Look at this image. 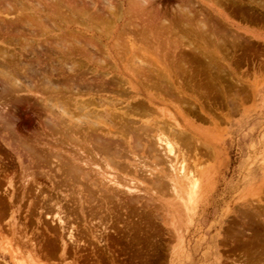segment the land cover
Masks as SVG:
<instances>
[{
    "label": "rangeland",
    "instance_id": "1",
    "mask_svg": "<svg viewBox=\"0 0 264 264\" xmlns=\"http://www.w3.org/2000/svg\"><path fill=\"white\" fill-rule=\"evenodd\" d=\"M57 1L42 0L44 6L40 8L27 1L22 10L25 15H32L35 20L34 28L37 33L35 45L40 42L39 44L46 48L47 55L44 62L47 64L40 70L50 73V64L55 63L58 66L59 58L67 60L69 65L72 61L75 63L77 61L75 84L72 86L66 78L70 73L64 67L62 71L54 74V76H62L61 84L68 85L64 90L59 91L60 93L51 91L55 93L53 94L42 91L41 88L40 90L23 88L20 93L17 91V94L15 92L7 96L0 87V115L3 117L4 114L6 117L3 120L14 137L10 139L7 137L8 130L3 125L5 122L2 121L0 123V264H16L10 254V249L15 247L19 250L22 247L21 251L24 250L23 254L19 251L20 257H23L21 259L24 261L23 264H31L34 261V263L38 262L37 264H262L264 262V215H262L264 214V0ZM143 1L146 3L145 6H142ZM56 3L59 5L62 3L63 6H60L64 11L60 7L61 12L65 13L69 10L71 13L64 15L59 11L58 14L59 5L53 7ZM89 4L92 6L90 7ZM98 8L101 11H98ZM83 9L87 12L86 15ZM77 10L82 13H78ZM187 10L194 13L190 12L193 16L191 27L188 29L190 34L186 32L192 40L186 38L188 36L184 40L193 41L194 45L199 47L203 45L202 47L210 53L215 51L210 57L219 64L220 68L222 67L221 80L208 85L209 76L204 69H201L202 78L196 77L193 81L196 83L194 87H191L187 81H185L186 85L181 87L182 95L185 94L183 99H186L183 103L176 99L179 98L178 92H174V97L177 96L174 98L173 95L166 94L168 95L166 96L164 92L161 93L153 86L148 88L143 86L141 89L138 85L135 88L125 84L126 80H134V83L138 84L139 81L131 74V70L138 71L135 70L138 69L135 65L139 60L152 62L154 65L155 59L172 62L171 55L165 56L167 48L164 47L167 45L164 46L163 42L160 44L158 39H149L147 43L139 39L138 43H142V48H146L142 49L140 46L142 52L133 48L131 50L129 35L132 33H128L132 32L131 28H136L138 23L141 29L146 24L149 25L148 28L154 26L157 33L167 27L173 18L175 20L179 17L178 26L182 29L186 24L183 22L185 17L182 13ZM93 11L97 13L94 14ZM138 12L143 16L141 14L140 18H138L139 14H136L138 17L134 16ZM144 13H155V15L150 16L149 19ZM66 14L69 16L68 19L65 18ZM97 16H101L99 17L101 21ZM180 17H184L183 21ZM2 18L6 19L4 15H0V20ZM107 18H112V21L110 19L108 21ZM141 18L146 23L139 22L142 21ZM203 20L208 27L215 28L213 29L215 38L208 39V36L204 39L199 35L201 30L199 24ZM98 21L100 22L97 23ZM162 26L163 28H160ZM158 27L159 29H156ZM22 29L23 37L30 36L28 28L22 27ZM74 32L77 35H74ZM179 32L178 35H174V39L181 35L182 31ZM216 32H219L218 35ZM173 38L171 36L173 50L175 46L172 45V41L173 44L179 42L177 45L182 46L181 50L179 47L176 49L177 63L190 62L189 55H182L190 42L184 41L186 44L181 42L182 40L179 39L181 37L174 42ZM127 42L129 43L126 44ZM0 45V48L14 50L2 43L1 39ZM19 45H22V42ZM56 45L62 46L64 51H52ZM71 46H76L79 51L65 53ZM158 46L161 47L158 49ZM162 46H164L163 50ZM171 46L169 45V50L173 51ZM91 54H94V58ZM26 57L29 55L25 54L24 58ZM166 57L170 60L168 61ZM195 68L198 69L197 66ZM152 79L155 80V76H152ZM126 87L127 92L124 89ZM202 89L210 94L206 96L202 92L199 93L203 91ZM48 99L50 104L47 102ZM141 102L145 104L146 109L140 106L138 112L134 113L133 117L138 122L151 126L156 123L155 121L165 119L173 124L175 121L171 116L174 114L175 118H178L177 121L184 125L186 132L194 137L192 139L194 141L191 140V148L181 147L183 151L189 150L187 159L186 157L183 159L180 146H177L176 153L171 155L165 154L164 151L161 153L159 149L160 155L164 154L161 155L163 157L160 161L156 158H146L145 154H139V146L137 147L132 139L133 151L130 156L137 159L140 157L138 160L144 169L139 175L127 173L126 170L112 163L109 165L105 159L98 156L96 161L98 166L92 165L93 173L96 179L98 178L96 182L88 180L93 176H86V179L89 177L88 181L85 179L86 183H81L80 186L69 187L59 183L58 187L60 184L62 186L57 189L54 180H60L58 175H61V171L56 170L57 177L53 169L56 164H60V161L53 156L48 157L49 164L46 167L39 169L41 174L47 173L48 176L37 172V175L35 173L28 177L29 179L26 178L23 161L17 155L14 141L34 144L36 138L54 141L60 138V134L62 137L59 126L54 127L55 122L52 123L49 113L44 112L47 104L53 106L48 110L55 111L52 115L58 121L74 127L79 123L76 118L82 112H92L91 114H98L99 119L104 121L102 124L104 132L114 133L121 126L118 115L128 110L127 106L136 108ZM84 105L85 107L81 109ZM63 108L68 109L69 114L63 113ZM164 108H168L166 113ZM181 110L182 113L179 112ZM167 111H171L172 115ZM87 119L96 118L90 115ZM175 125L174 123L173 126ZM54 132H58L57 136ZM68 137L71 139L67 142L69 145L65 143L59 151L71 155L75 152L72 148L76 149L78 143L73 142L76 139L75 132ZM157 146L159 148L158 144ZM169 158L173 164H169L167 161ZM168 164L174 167L171 169ZM183 166H185L183 171L189 173L185 176L181 172ZM190 174H192L191 178L188 176ZM48 177L55 178L49 180ZM118 177L126 181L124 186L116 183ZM102 183L105 185L103 186ZM118 186L123 191L120 189L121 192L118 191V194L107 192L109 188ZM103 194L107 195L106 198ZM256 212L261 214L258 216ZM59 217H63V223H60ZM16 220L19 222L17 223ZM16 223L19 232L15 231ZM70 233H74V239L70 238ZM21 234L29 236L32 239L30 242L33 241L36 249H32L33 246L30 247L32 243L29 242L23 247L25 245L18 242ZM2 246L9 249V252L3 251ZM31 249L36 250L34 251L36 253ZM32 257L33 261L30 259Z\"/></svg>",
    "mask_w": 264,
    "mask_h": 264
},
{
    "label": "bare ground",
    "instance_id": "2",
    "mask_svg": "<svg viewBox=\"0 0 264 264\" xmlns=\"http://www.w3.org/2000/svg\"><path fill=\"white\" fill-rule=\"evenodd\" d=\"M27 1H30L31 3H33L34 5H36L38 8L40 7H43V2L42 0H0V15H4L6 17L5 18H2L0 20V39H1V42L4 43L5 45H7L9 48H13L14 50L12 51H9L7 49H4V48H0V87L2 88L3 92H6L5 94H7V96H10L12 94H14L16 92L17 94V91L21 92V90H24L23 88H26V89H29V90H35V89H39L41 88L42 91H55V92H59V91H62L64 90V88H66V86L68 87V85L66 84H61L60 83V77L62 76H54L55 73H59L60 71H62L64 69V67L67 68L68 72L70 73V75L68 77H66L70 84L73 86L75 84V80H76V72H77V69H76V63L72 61V65L68 64L67 60H63L61 58H59V65L57 66V64L55 63H51L50 64V73H47V71H41L40 69L43 68L44 66H46V62H44V59L46 58V48H44L42 46V44H37V46L35 45L36 44V30L34 28V23H35V20L34 18L32 17V15H25L23 13V10H22V7L24 5V3H26ZM46 1V0H45ZM54 2H56L57 0H53ZM61 1V0H60ZM106 1V0H105ZM131 1V0H130ZM133 1V0H132ZM136 1V0H135ZM138 2H141L140 0H137ZM58 2V1H57ZM65 2V1H64ZM88 2V1H87ZM107 2V1H106ZM144 2V1H143ZM53 3V2H52ZM59 3V2H58ZM93 4V2H91ZM109 3V2H108ZM134 3V2H133ZM132 3V4H133ZM136 3V2H135ZM27 4V3H26ZM47 4V3H46ZM51 4V3H50ZM62 4V3H61ZM60 4V5H61ZM139 4V3H138ZM141 4V3H140ZM143 4V3H142ZM141 4V5H142ZM145 2H144V5L142 6H145ZM53 5V4H52ZM56 6H53V7H57V5L59 4H54ZM58 6L57 9L59 8L58 11V14H59V11L61 12V10L63 9L61 6ZM88 5V4H87ZM99 5V4H98ZM151 5V3H150ZM64 6H67V5H64ZM90 6V4H89ZM92 6V5H91ZM90 6V7H91ZM112 6V5H111ZM134 6H136L134 4ZM153 6V5H152ZM151 6V7H152ZM60 7H61V10H60ZM69 7V6H68ZM109 7V6H108ZM141 8V6H139ZM138 7V8H139ZM150 7V8H151ZM156 7V6H155ZM29 8V7H28ZM52 8V7H51ZM78 8V7H77ZM97 8V7H96ZM133 8V7H131ZM139 8V10H140ZM149 8V6H148ZM157 8V7H156ZM54 10H56L55 8H52ZM51 9V11H52ZM67 9V8H66ZM73 9V8H72ZM75 9V8H74ZM91 9V8H89ZM108 9V8H107ZM105 9V11L107 10ZM113 9V7H112ZM116 9V7L114 8ZM175 9V8H174ZM53 10V11H54ZM85 9H83V12ZM98 11H101L99 10V8L97 9ZM95 9V11H97ZM111 10V9H110ZM137 10V9H136ZM180 10V9H179ZM190 10V9H189ZM56 11V12H57ZM64 11V9H63ZM62 11V12H63ZM66 11V10H65ZM95 11H93L92 13H94ZM116 11V10H115ZM144 11V10H143ZM142 11V12H143ZM154 11V10H153ZM62 12L60 14H62ZM78 12V10H77ZM76 12V13H77ZM91 12V11H90ZM113 12V10H112ZM137 12V11H136ZM188 14H187V13ZM184 13H182L185 17H182L184 19L181 18V20L183 22H186L185 24V28H179L181 26H178V21H179V17L175 20H177V22H174V18H173V21L169 23V25L167 24V27L163 28L160 27V28H163V30L161 31H155V27L154 26H151L148 28V26L143 25L144 27H140L141 29H139V24L137 23L136 25V28H131L132 29V32H128V33H132L129 35V40L131 42V45L129 47H131V50L135 49V51L137 50H141L140 49V46L141 44L138 43V40L141 39L144 43V41H149V39H158V42L161 44L164 45H167L166 47L162 46V50H163V47L164 48H167V51H166V55L165 56H172V59H171V63H167L165 61H160V60H157L155 59V65L152 63V62H145V60H139L138 61V64L135 65L138 69L135 68V70H138L137 72L133 70H131V74L137 78V81L138 84L135 82L134 83V80L133 81H125V84H130L131 86L137 88V85L143 88H148L149 86H153L155 89H159L161 93H165L168 94V95H173L172 97H174V92H178L177 95H179V98H176L180 101H182V103L186 100V99H183V95L185 96V94L182 95L183 93V89L181 88L182 86H185L186 85V82H189L188 84L191 86V87H194V85L196 84L195 81L196 80V77L197 78H202L201 77V69H204L207 73V75L209 76V80L207 81V84L208 85H211L213 83H216V82H219L221 79L220 77V74L223 72L221 70V68L219 67V64L213 60L210 55L215 52H211L208 51L206 48H203L201 45L200 48L198 45H194L195 43L190 42L192 39H189L190 37L186 34V32H188L191 27V21L193 19V16L191 11H186ZM192 14H191V13ZM65 13H71L69 12H65ZM65 13L63 12V14L65 15ZM78 13H82L81 12H78ZM77 13V14H78ZM87 12H85V15H86ZM89 14L90 15H92ZM97 12H95L94 14H96ZM99 13V12H98ZM103 13V12H102ZM105 13V12H104ZM103 13V14H104ZM146 13V12H145ZM144 15L146 16V18L148 17L150 19V16H153L155 15V13H151V14H145ZM179 13V12H178ZM186 13V15H184ZM84 14V13H83ZM101 14V13H99ZM102 14V15H103ZM136 14H139L138 16ZM141 13H135L134 16L140 18V15ZM153 14V15H152ZM158 14V13H157ZM176 14V13H175ZM39 15V14H38ZM48 15V14H47ZM66 14V17L65 18H69ZM121 15V14H119ZM133 15V14H132ZM165 15V14H164ZM178 15V14H177ZM71 16V15H70ZM94 16V15H93ZM104 16V15H103ZM107 16V15H106ZM143 16V15H142ZM141 16V17H142ZM166 16V15H165ZM43 17V16H41ZM62 17V16H61ZM59 16V18H61ZM74 17V16H73ZM91 17V16H90ZM95 17V16H94ZM98 17V16H97ZM101 17V16H99ZM97 18L100 20V18ZM105 17V16H104ZM108 17V16H107ZM120 17V16H119ZM200 17V16H199ZM48 18V16H47ZM67 18V19H68ZM71 18V17H70ZM76 18V17H74ZM96 18V17H95ZM118 18V17H117ZM131 18V17H130ZM133 18V16H132ZM131 18V19H132ZM137 18V19H138ZM145 18V20H147ZM169 18V17H167ZM64 19V18H63ZM94 18H92L93 20ZM96 19V21H97ZM108 21L109 19L112 21V18H107ZM120 19V18H119ZM136 19V18H135ZM134 19V20H135ZM142 19V18H141ZM148 19V20H149ZM65 20V19H64ZM70 20V19H69ZM72 20V19H71ZM74 20V19H73ZM79 20V19H78ZM95 20V19H94ZM106 20V18L104 19ZM180 20V21H181ZM186 20V21H185ZM198 20V19H197ZM101 21V20H100ZM100 21H98L97 23H99ZM107 21V22H108ZM136 21V20H135ZM144 20L142 19V21L139 20V22H143ZM200 21V20H199ZM204 21V20H203ZM200 22L199 25H201V30H200V34L202 36V38L206 39L208 36L209 38L208 39H212L214 37V30L215 28L211 29L210 27H208V25L205 23L204 21V24ZM72 22V21H71ZM74 22V21H73ZM95 22V21H94ZM129 22V21H128ZM128 22H126V27L128 26ZM145 22V21H144ZM150 22V21H149ZM147 22V23H149ZM85 23V22H84ZM111 23V22H110ZM146 23V22H145ZM182 23V22H180ZM45 24V23H44ZM57 24V23H56ZM96 24V23H95ZM94 24V25H95ZM101 24V23H100ZM109 24V22H108ZM130 24V23H129ZM134 24V23H133ZM136 24V23H135ZM164 23H162L163 25ZM166 24V23H165ZM99 25V24H98ZM97 27H100L98 26ZM151 25V24H150ZM112 26V25H110ZM109 26V27H110ZM22 27H26L28 28L30 31L28 32V34L30 36L26 37V36H22V33H23V29ZM88 27V26H87ZM129 27V26H128ZM127 27V28H128ZM57 28V27H56ZM90 28V27H89ZM96 28V27H95ZM144 28V29H143ZM125 29V28H124ZM123 29V30H124ZM130 29V30H131ZM156 29H159L156 28ZM193 29V28H191ZM196 29V28H195ZM93 30V29H92ZM217 30V29H216ZM73 31V30H71ZM94 31V30H93ZM179 31H182L183 33H185V35L181 32V35L178 36V37H181L179 38L180 40H182L181 42H184V41H188L190 42V44L188 43V46L186 45L187 48L189 49H185V53H182V55H186V56H190V62L188 61H181L179 63H177L178 61H176V49L179 47V44L177 45V43L179 42H175V40L178 38V37H175V39L173 38L174 35H178V33H180ZM195 31V30H194ZM218 31V30H217ZM43 32V31H42ZM102 32V31H101ZM198 32V31H197ZM25 33V32H24ZM125 33V32H123ZM127 33V31H126ZM127 33V35H128ZM189 33V32H188ZM219 32H216V34L218 35ZM73 34V33H72ZM190 34V33H189ZM192 34V33H191ZM198 34V33H197ZM74 35H77L76 32H74ZM121 35V34H120ZM67 36V35H66ZM73 36V35H72ZM124 36V34H123ZM171 36L172 38L174 39V44H173V41H172V45L175 46V50L172 49V46H171ZM188 36V37H186ZM193 36V35H192ZM191 36V37H192ZM57 37V36H56ZM62 37V36H61ZM68 37V36H67ZM70 37V36H69ZM186 38V40H184ZM72 38V37H71ZM215 38V37H214ZM67 39V38H66ZM73 39V38H72ZM78 39V38H77ZM127 39V38H125ZM193 39H196L193 37ZM203 39V40H204ZM68 40V39H67ZM76 40V39H75ZM93 40V39H91ZM90 40V41H91ZM98 40V39H97ZM127 40V41H129ZM219 40V38H218ZM39 41V40H38ZM43 41V40H42ZM41 41V42H42ZM80 41V40H79ZM79 41H77L79 43V45L83 46ZM140 41V40H139ZM178 41V39H177ZM195 41V40H194ZM212 41V40H211ZM210 41V42H211ZM220 41V40H219ZM218 41V42H219ZM20 42H22V45H19ZM47 42V41H46ZM62 42V41H61ZM76 42V41H75ZM85 42H88V41H85ZM92 42V41H91ZM94 42V41H93ZM92 42V43H93ZM151 42V41H150ZM153 42V41H152ZM198 41H196L197 43ZM206 42V41H204ZM208 42V40H207ZM50 43V42H49ZM70 43V41H69ZM77 43V44H78ZM91 43V44H92ZM129 42H127L126 44H128ZM147 43V42H146ZM149 43V42H148ZM154 43V42H153ZM185 43V42H184ZM183 43V44H184ZM45 44V43H44ZM84 44V42H83ZM87 44V43H86ZM85 44V45H86ZM97 44V43H96ZM118 44V43H117ZM123 45V43H121ZM159 44V45H160ZM186 44V43H185ZM184 44V45H185ZM208 44V43H206ZM213 44V42L211 43ZM218 44V43H217ZM49 45V44H48ZM47 45V46H48ZM66 45V44H65ZM64 45V47H65ZM149 45H152L151 43H149ZM148 45V46H149ZM169 45L171 46V49L173 51H170L169 50ZM181 45V44H180ZM1 46V45H0ZM50 46V45H49ZM67 46V45H66ZM91 46V45H90ZM95 46V45H94ZM127 46V45H126ZM173 46V47H174ZM198 46V47H197ZM19 47V49L17 50V48ZM62 46L58 47V45H56L52 51H64L62 48ZM80 47V46H78ZM82 47V48H83ZM87 47V46H86ZM161 46H158V49L160 48ZM182 47V46H180ZM179 47V50H181ZM213 47V45H212ZM216 48H219L217 46H215ZM214 47V48H215ZM81 48V49H82ZM97 48V47H96ZM133 48V49H132ZM142 48V46H141ZM146 48V47H144ZM142 48V49H144ZM184 48V47H183ZM215 48V49H216ZM50 49V47H49ZM66 49V48H65ZM85 49V48H83ZM82 49V50H83ZM100 49V48H99ZM127 49V47H126ZM137 49V50H136ZM67 52L65 53H73L75 51H79L77 49L76 46H71L70 48L66 49ZM88 50V49H87ZM161 50V51H162ZM217 50V49H216ZM51 51V49H50ZM85 51V50H84ZM130 52V50H128ZM147 51V50H145ZM170 51V52H169ZM9 52V53H8ZM13 52V53H12ZM142 52V50L140 51ZM54 53V52H53ZM83 53V52H82ZM88 53V52H87ZM90 53V52H89ZM122 53V52H121ZM139 53V52H138ZM219 53V52H217ZM25 54H28L29 57H26L24 58V55ZM80 54V53H78ZM85 54H86V51H85ZM216 54V53H215ZM214 54V56H215ZM65 55V54H64ZM84 55V54H83ZM92 55V54H91ZM90 55V56H91ZM94 55V54H93ZM92 55V56H93ZM146 55V53L144 54ZM180 55V54H179ZM218 55V54H217ZM87 56V55H86ZM88 56V57H90ZM91 56V58H92ZM136 56V55H135ZM66 57H67V54H66ZM79 57V56H78ZM130 57V56H129ZM151 57V56H150ZM94 58V56H93ZM152 58V57H151ZM168 58V61L170 60L169 57H166ZM187 58V57H186ZM215 58V57H214ZM217 58V57H216ZM24 59H26L24 61ZM74 59V58H73ZM80 59V57H79ZM97 60V59H96ZM104 60V59H103ZM138 60V59H136ZM135 60V61H136ZM70 61V60H69ZM79 61V60H78ZM94 61V60H93ZM134 61V62H135ZM80 64V63H79ZM85 64V63H84ZM69 65V66H68ZM81 65V64H80ZM79 65V66H80ZM116 66V65H115ZM197 66L198 69H196L195 67ZM91 68V67H89ZM96 68V67H95ZM94 68V69H95ZM116 68V67H115ZM87 70V68H86ZM99 70V69H98ZM90 72L92 70H89ZM65 73V72H64ZM108 74V73H107ZM181 76H180V75ZM66 75V74H65ZM103 75V74H102ZM149 76V77H148ZM152 76H155V80L152 79ZM97 77V76H96ZM150 78V79H148ZM36 79V80H35ZM94 80V78H93ZM57 81V82H56ZM91 81V80H90ZM120 81V80H118ZM80 82V81H79ZM94 82V81H92ZM121 82V81H120ZM90 84V83H89ZM106 84V83H105ZM140 84V85H139ZM119 85V84H118ZM199 85H202V84H199ZM89 86V85H88ZM91 86V85H90ZM103 86V85H102ZM105 86V85H104ZM39 87V88H38ZM70 87V86H69ZM128 87V86H127ZM126 87V88H127ZM198 87V86H197ZM202 87V86H201ZM71 88V87H70ZM90 88V87H89ZM125 89V91L127 92L128 88ZM196 88V86H195ZM218 88H220L218 86ZM68 89V88H67ZM142 89V88H141ZM76 90V89H75ZM135 90V89H134ZM152 90V89H151ZM201 90V89H200ZM203 90V89H202ZM222 90V89H221ZM27 91V90H26ZM158 92V90H156ZM19 92V93H20ZM24 92V91H23ZM51 92V93H53ZM136 92V91H135ZM155 92V90H154ZM202 92L203 94H205L206 96H208L210 94V92H207L206 90L204 91H199V93ZM30 93V92H29ZM32 93V92H31ZM60 93V92H59ZM57 93V94H59ZM138 93V92H137ZM156 93V92H155ZM209 93V94H208ZM55 94V93H53ZM121 94V93H120ZM215 94V93H214ZM20 95V94H19ZM136 95V94H135ZM156 95V94H155ZM159 95V94H158ZM163 95V96H165ZM166 95V96H168ZM212 96V95H211ZM20 97V96H19ZM54 97V96H53ZM96 97V96H95ZM171 97V96H170ZM177 97V96H175ZM174 97V98H175ZM213 97V96H212ZM166 98V97H164ZM173 98V99H174ZM187 98V97H186ZM1 99V98H0ZM58 99V98H57ZM91 99V98H90ZM167 99V98H166ZM3 100V99H2ZM49 101H47L48 103L50 102V99H48ZM69 100V99H68ZM92 100V99H91ZM106 100V99H105ZM90 101V100H89ZM93 101V100H92ZM102 101V100H101ZM150 101V100H149ZM189 101V100H188ZM32 102V101H31ZM46 102V100H45ZM46 102V103H47ZM97 102V101H96ZM110 102V101H108ZM107 102V103H108ZM8 103V102H7ZM51 103V102H50ZM49 103V104H50ZM80 103V102H79ZM92 103V102H91ZM181 103V102H180ZM181 103V104H182ZM187 104V102H185ZM5 104V103H4ZM49 104H45L46 107H47V111L45 110L44 112L46 113H49V116L51 118H49V116L47 115V117L49 119H52L51 122H55L53 124L54 127H57V125L59 126V129H61L62 131V137H61V134H60V138L62 139H54L52 137V139H54V141H51V140H47V139H42L41 140H37L36 138V141L34 144H29V143H26V142H21V141H14V147L17 151V155L18 157L23 161V168H24V172H25V175H26V178L29 179L28 177H30L31 175L35 174L36 175L38 174L37 172H39V174H41V169L42 167H46L48 164H49V160H48V157H57L58 161H60V164L57 165L56 164V167L55 169H53V171H55V175L57 176L58 173L56 174V170H60L61 171V175H58L60 177V180L58 181H55L54 180V185L57 184V189L62 186L59 185L58 187V184L59 183H62L67 186H80L81 183H86L85 179H86V176H93L92 179L90 177V179H88L89 177H87V179L90 181V180H95V182L98 180V178L96 179V176L94 175V171H93V167L92 165L96 164V161L98 160V156L105 159L106 163L109 164V163H112L113 165H116V166H119L121 168H123L124 170L127 171V173H131L133 174L134 176L135 175H139V172L144 170L142 169V166H140V163L139 162V158L138 159L136 157H131L130 156V153L133 151V142H135L134 144H136V146L139 150V154L141 155H144L146 156V158H156L157 161H160L162 160V157L161 155H164V154H161L160 155V151L159 149L161 150V153L164 151L165 154L168 155V153H170V155L172 153H176V150H177V146H180L179 147V150L181 152H183V159H187V154L189 150H184L181 149L184 148V149H188V148H191V140L194 138L192 135H190L189 133L186 132L185 130V127L184 125H182L181 123H179L177 120L178 118H175V115L171 113V111H167V112H170L169 114H171V119H173L175 122V126H173V124H170V122L168 121H165V119L161 120V121H155L156 123H154L153 125H147L145 123H141V122H138L137 119H134V113L138 112V109H140L141 107H145L146 109V106L144 103H139L138 104V107L133 108L131 107V105L127 106V109L128 110H125V112L121 115H118L120 116L119 118V121H121V126L118 127L116 124V126L118 127V129H116V133L114 132H111V131H108V132H104V129H102V124H104V121L101 119H99V116L98 114L94 113L95 115L91 114L90 112H82L81 109H83L85 107L82 106L81 109V112H79L81 115L78 116V124H73L75 125L74 127L73 126H70L68 124L63 123L62 121H58L56 120L53 115H52V112H55L52 110V112H50L49 109ZM55 104V103H54ZM63 104V103H62ZM169 104V103H168ZM44 105V104H43ZM71 105V104H70ZM98 105V104H97ZM173 105V104H172ZM188 105V104H187ZM193 105V104H192ZM190 105V106H192ZM42 106V105H41ZM52 106V105H51ZM141 106V107H140ZM53 107V106H52ZM52 107H50V109H52ZM63 107V105H62ZM80 106H78L79 108ZM126 107V106H125ZM129 107V108H128ZM162 107V106H161ZM184 107V106H183ZM194 108V106H192ZM61 108V107H60ZM152 108V106H151ZM163 108V107H162ZM168 109V108H167ZM165 110V113H166V110ZM78 110V111H79ZM131 110V112L129 111ZM155 110V109H154ZM179 110V109H178ZM84 111V110H83ZM129 111V112H128ZM163 111V109H162ZM191 111V110H190ZM1 112V111H0ZM62 112L63 113H66V114H69L68 112V109H65L63 108L62 109ZM133 112V113H132ZM145 112V111H144ZM180 113H182L183 111H179ZM3 113V112H2ZM74 113V112H73ZM72 113V115H73ZM78 113V112H77ZM147 113V112H145ZM94 116L96 119H92V120H89L87 118H89L90 115ZM101 114V113H100ZM104 114V113H103ZM144 114V113H143ZM46 115V114H45ZM113 115V114H112ZM142 115V113H141ZM115 117V115H113ZM112 116V117H113ZM170 116V115H169ZM0 117H2V115H0ZM9 117V116H8ZM136 117V116H135ZM116 118V117H115ZM3 119H6V117L4 116L3 114V117L0 119V123L2 121H4ZM64 119V118H63ZM114 119V118H113ZM170 119V120H171ZM62 120V119H60ZM64 121V120H63ZM140 121V120H139ZM5 122V121H4ZM3 122V123H4ZM7 122H8V119H7ZM148 122V121H147ZM106 123V121H105ZM7 129V126L6 125V122L5 124H3ZM46 125H48V123H46ZM47 127V126H46ZM45 127V128H46ZM10 128V127H9ZM120 128V129H119ZM49 129H52L49 127ZM48 129V130H49ZM114 130V129H112ZM46 132V131H45ZM73 132H75L76 134V139L73 140V142L76 141V149L75 148H72L73 146H71L72 150H74V154H66V153H61V151H59V148H63L65 143L68 142V140L70 141L71 139L68 137L70 136V134H72ZM56 133V134H54ZM53 134L57 136V133L58 132H54ZM2 134V133H1ZM50 135V134H48ZM5 136V135H4ZM51 136V135H50ZM7 137L10 139V138H14L13 135L11 134V132L8 130L7 131ZM20 137V136H19ZM72 137V136H71ZM125 137V138H124ZM46 138V137H45ZM126 139V140H125ZM132 139H133V142H132ZM178 141H177V140ZM18 140V139H17ZM61 140V141H60ZM194 141V140H192ZM13 143V142H12ZM69 145V143H67ZM66 144V145H67ZM157 144L159 145V148L157 146ZM77 145H78V148H77ZM128 145V146H127ZM134 146V147H136ZM58 148V149H57ZM136 150V149H135ZM196 150V149H195ZM179 151V152H180ZM138 154V153H137ZM181 154V153H180ZM208 154V153H207ZM140 155V156H141ZM176 155V154H175ZM144 156V157H145ZM143 157V156H142ZM141 157V159H142ZM166 157V155H165ZM100 158V159H101ZM190 159V158H188ZM52 160V159H51ZM128 160V162H127ZM164 160V159H163ZM56 161V162H58ZM101 161V160H100ZM141 161V160H140ZM144 161V160H143ZM169 161V164H173L172 161L170 160H167ZM184 161V160H183ZM102 162V161H101ZM131 164H130V163ZM163 162V161H162ZM105 163V162H104ZM146 163V162H145ZM144 164V163H142ZM168 164V165H169ZM98 166V164H96ZM110 165V164H109ZM167 165V166H168ZM51 166V165H50ZM107 166V165H106ZM170 168L172 169V167H174L173 165H169ZM185 166L182 167V175L185 176L189 173H185L183 170ZM50 168V167H49ZM98 168V167H97ZM144 168V167H143ZM146 168V167H145ZM101 169V168H100ZM174 170V169H173ZM44 171V170H43ZM42 171V172H43ZM144 172V171H143ZM184 172V173H183ZM52 173V172H51ZM194 173V172H193ZM141 174V173H140ZM167 174V173H166ZM35 175V176H36ZM41 175H47V173H42ZM108 175V174H107ZM158 175V174H157ZM48 176V175H47ZM53 176V175H51ZM57 176V177H58ZM116 176V175H115ZM149 176V175H148ZM164 176V175H163ZM169 176V175H168ZM190 176L189 178H191L192 174L188 175ZM125 177V176H124ZM155 177V176H154ZM24 178V177H22ZM49 180L52 178L48 177ZM55 178V177H54ZM52 178V179H54ZM116 178V177H115ZM115 178L113 179L115 181ZM118 181H116V183H118L119 185H123L124 186V182H126L123 178L121 177H118ZM176 178V177H175ZM185 178V177H184ZM188 178V177H187ZM86 179V180H87ZM117 179V178H116ZM87 180V181H88ZM103 180V179H102ZM26 181V180H24ZM30 181V180H28ZM27 182V181H26ZM99 182V181H98ZM91 183V182H90ZM101 183V182H100ZM165 183V182H164ZM25 184V183H24ZM173 184V182H172ZM95 185V184H94ZM102 185L104 186L105 184L102 183ZM56 186V185H55ZM101 186V185H100ZM110 186V185H109ZM163 186V185H162ZM77 187V186H76ZM126 187V186H125ZM56 188V187H55ZM75 188V187H74ZM189 188V187H188ZM54 189V188H53ZM101 189V187L99 188ZM121 189V188H120ZM119 189V186L118 187H114V188H109L107 190V192H111V193H117L118 191L121 192V190L123 191V189L120 190ZM176 189V188H175ZM103 190V189H102ZM173 190V189H172ZM101 191V190H100ZM126 191V190H125ZM118 192V193H119ZM175 192V191H174ZM117 193V194H118ZM78 194V193H77ZM114 194V195H115ZM122 194V193H121ZM126 194V193H125ZM62 195V194H61ZM104 195V194H103ZM105 198L107 195H104ZM121 197V196H119ZM127 197V196H126ZM123 198V197H122ZM53 201V200H52ZM55 201V200H54ZM48 202V201H46ZM60 202V201H59ZM50 203V202H49ZM58 205V204H57ZM264 206V205H263ZM55 208V207H54ZM257 210V209H256ZM56 214H58L57 212H55ZM259 216V214L261 213H258L256 212ZM49 214V213H48ZM50 215V214H49ZM264 215V214H262ZM257 216V215H256ZM48 217V215H47ZM63 218V217H62ZM61 217H59V220H60V223H63V219ZM17 222V220H16ZM19 222V221H18ZM17 222V223H18ZM15 223V222H14ZM14 224L15 226V231L16 232H19V226L18 224ZM61 225V224H60ZM64 226V224H63ZM24 227V226H23ZM62 228V227H61ZM23 229V228H22ZM63 229V228H62ZM21 233V232H20ZM18 233V234H20ZM22 235V234H21ZM73 235L74 233H70V238L71 239H74L73 238ZM26 238V239H25ZM29 238L26 237L25 235L23 236H20L19 235V238H18V242L19 243H22L23 247H26V244H29V243H32L30 242V239H27ZM25 239V240H24ZM32 240V239H31ZM70 240V239H69ZM76 240V239H75ZM74 241V240H73ZM29 242V243H28ZM77 242V240H76ZM75 242V243H76ZM74 243V244H75ZM79 244V241L77 242ZM4 244V243H3ZM1 245V244H0ZM9 245V244H8ZM31 245V244H30ZM34 243H32V245L30 247H32V249L34 248ZM37 245V244H36ZM77 245V244H76ZM12 246V245H11ZM15 247V246H14ZM28 247V246H27ZM29 247V248H30ZM10 248V247H9ZM18 248H19V245H18ZM22 249V247H21ZM21 249H15L12 248L10 249V254H11V257L12 259L14 260V262L16 264H23L24 261H22L20 257V252ZM31 249V250H32ZM36 249V248H34ZM2 250L3 251H7L9 252V249L5 248L4 246H2ZM23 251L22 250V254H23ZM33 251V250H32ZM36 251V250H34ZM33 251V252H34ZM256 252V251H255ZM264 252V251H263ZM36 253V252H34ZM25 255H27L26 253H24ZM258 255V254H257ZM30 256V255H29ZM254 256V255H253ZM259 256V255H258ZM263 256V255H262ZM31 257V256H30ZM260 257V256H259ZM1 258V257H0ZM38 258V257H37ZM247 258V257H246ZM254 258V257H253ZM260 258H263V257H260ZM32 261H33V257L30 258ZM258 260V259H257ZM26 261V260H25ZM259 261V260H258ZM27 262V261H26ZM35 262V261H34ZM31 263V264H37V263ZM261 262V261H260ZM264 263V262H263ZM262 263V264H263ZM5 264V263H4ZM238 264V263H237ZM241 264H244V263H241ZM256 264V263H255ZM260 264V263H259Z\"/></svg>",
    "mask_w": 264,
    "mask_h": 264
}]
</instances>
